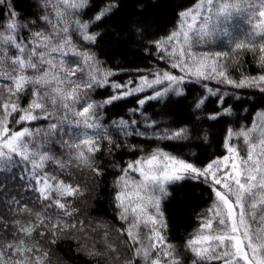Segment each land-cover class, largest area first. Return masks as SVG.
<instances>
[{"label": "trees", "instance_id": "obj_1", "mask_svg": "<svg viewBox=\"0 0 264 264\" xmlns=\"http://www.w3.org/2000/svg\"><path fill=\"white\" fill-rule=\"evenodd\" d=\"M196 3L197 0H88V5L75 18L90 22L89 32L99 35L92 44L84 41L74 28H70L72 41L78 48L94 53L100 67L111 71L113 75L104 87L89 90L81 103L76 105L77 110L86 101L100 104L126 91L124 88H113L112 84L125 85L131 81L128 86L134 88L139 86L141 77L152 80L157 72L165 71L175 76H185L179 68L171 66L173 60L158 49L155 42L177 30L179 14ZM108 5L114 7L102 20L95 21V15ZM12 13L16 15L13 17ZM45 16L54 19L49 0H0V30L6 31L7 23L15 19L22 26L17 33L18 42L27 44L37 31L51 33L53 25L43 19ZM248 27L247 22H241L237 27L229 28V35L218 32L204 40L193 37L191 51L196 55L229 52L220 62L228 76L235 81L264 75V64L259 60L258 49L255 53L233 50L234 43L243 37ZM28 46L31 47V44ZM14 53L15 49H8L9 56ZM53 57L56 61L64 59L66 63L79 60L78 57H61L56 53H53ZM7 66L8 61L5 60L0 71H4ZM68 66L71 64L68 63ZM86 73L87 70L84 73L78 71L72 79L86 76ZM28 74H32L31 70ZM218 80L219 77L196 79L186 76L178 86L181 90L179 95L169 90L162 98L146 100L140 107L139 100L168 86L165 81L99 107V131L106 133L111 141L101 139V151L94 157L95 166L102 170L99 176L90 168L77 167L75 162L61 168L54 160H49L42 169H34L28 161L14 156L16 162L11 167L0 168V245L23 240L24 246L31 247L32 251L21 256L19 253L13 255V249H7L5 259L27 258L28 264H36L37 259L42 260L43 264H124L126 259L132 257V248L123 233L126 225L118 218L119 209L114 196L117 192L116 181L129 162L160 148L204 167L210 161L228 155L226 142L237 146L241 156L246 155L243 139L233 136L229 141L228 132L230 129L233 132L248 130L254 124L259 126L262 123L264 91L256 86L237 88ZM0 85L10 87L11 81L0 77ZM30 91L31 88L21 95V107L29 103ZM0 95L7 97L2 87ZM201 98H204V103L197 108L196 103ZM132 109L138 111L133 112ZM226 109H230V112H226ZM19 115L17 112L10 117L9 127L12 130L23 127L40 129V135L35 137L34 143L43 141L41 150L47 151L55 159L69 161L71 150L62 145L60 138H45L43 135L55 120L41 119L30 124H17L15 120ZM213 115L216 119H210ZM121 120L127 122V129L120 126ZM63 128L67 132L68 124L65 123ZM179 128L187 129L186 139L156 138L164 130ZM72 131L73 134L87 131L91 135L96 130ZM129 132L131 134H126ZM137 132L143 135H137ZM63 138L68 139V136ZM130 175L139 179L136 173ZM41 177L52 184L62 180L80 186L83 195L62 201L73 210L71 216L65 215L52 200L41 197L36 183ZM168 191L170 194L161 201L167 223L164 235L180 254L181 264H192L196 257L188 251L187 241L199 228L200 217L214 202L212 186L202 179H185L168 185ZM52 196L58 198L55 192ZM57 221L64 226V230L55 229L57 235L53 236L52 224ZM72 224L76 227H71ZM29 226L35 229L30 236L20 231L22 227ZM108 245L114 247L115 252L109 250ZM0 251L4 249L0 247ZM89 251L102 252L104 255L92 256ZM44 253H47L46 257ZM137 264L144 262L137 260ZM207 264L222 262L210 261Z\"/></svg>", "mask_w": 264, "mask_h": 264}, {"label": "snow or ice", "instance_id": "obj_2", "mask_svg": "<svg viewBox=\"0 0 264 264\" xmlns=\"http://www.w3.org/2000/svg\"><path fill=\"white\" fill-rule=\"evenodd\" d=\"M49 4L54 19H49L48 16L43 19L53 25L51 33L37 31L26 44L23 41L18 42L17 33L22 26L15 19L7 23L6 31L0 30V66L5 60L8 61L7 68L0 71V77L11 81L10 87L0 85L7 93L6 98L0 95V168L11 167L16 162V156L28 161L34 169H42L45 162L54 160L61 168L75 162L77 167L90 168L97 176L101 175L102 170L95 166L94 157L101 151V139L111 141L106 133L99 131L97 109L165 81L168 86L139 100L140 107H143L146 100L162 98L169 90L181 94L178 86L184 82L186 76L196 79L219 77L218 82L233 87L256 86L264 91V75L246 77L239 81L228 76L220 61L229 52H204L196 55L191 51L193 37L204 40L218 32L229 35L230 27L235 28L241 22H247L249 27L243 37L234 43L233 50L255 53L258 49L259 60L264 64V0H197L192 8L179 14L177 30L155 42L156 47L173 60L171 66L179 68L185 76H175L165 71L157 72L152 80L141 77L139 86L134 88L128 86L131 81L125 85L112 84L113 88H124L126 91L100 104L86 101L77 110L76 105L81 103L82 97L89 90L107 85L113 73L100 67L94 53L78 48L72 41L70 28H74L84 41L92 44L99 35L89 32L90 22L75 18L88 5V0H49ZM113 7L114 5H108L103 8L95 15L94 20H102ZM12 15L14 17L16 14ZM9 48L15 49L11 56L8 55ZM53 53L61 57L71 55L79 60L68 62L71 64L68 66L64 59L56 61ZM29 70L31 75L28 74ZM85 70L86 76L72 79L78 71L84 73ZM29 88V103L21 107L20 97ZM209 92L212 90L209 89ZM203 103L204 98H201L196 107H201ZM225 111L230 112V109ZM17 112L20 113L15 120L17 124H30L41 119L55 120V123L49 124L43 135L45 138L59 137L62 145L71 150L69 161L55 159L47 151L41 150L43 141L34 143L35 137L40 135V129L23 127L12 130L9 127L10 117ZM210 119H216V116L213 115ZM261 121L259 126L254 124L251 129L236 132L230 129L228 132L229 141L233 136L243 139L246 145L245 156H241L237 146L226 142L228 155L199 167L193 162L156 148L151 153L129 162L121 170L122 174L116 181L117 192L114 199L119 209L118 218L126 225L123 233L132 248V257L126 259L124 264H137V260H142L144 264H181L180 254L164 235L163 230H166L167 223L161 201L170 194L168 185L185 179L210 182L215 197L212 206L200 217L199 228L187 241L188 251L196 257L192 264H207L210 261H221L222 264H264V115L261 116ZM65 123L69 126L67 132L63 128ZM120 126L124 129L128 127L123 120L120 121ZM73 129L96 131L91 135L87 131L73 134ZM136 134L143 135L139 132ZM64 136H68V139H64ZM156 138L183 140L187 138V129L164 130ZM130 173H136L139 179ZM36 183L39 185L37 190L41 197L52 200L67 216H71L73 210L62 201H66L68 197L83 195L79 185L62 180L52 184L41 177ZM53 192L58 198H53ZM40 223L43 224V220ZM71 227L76 225L72 224ZM57 228L64 230L59 221L54 222L53 236L57 235ZM142 229L146 231L142 232ZM34 230L31 226L20 229L29 236ZM52 242L55 243V240ZM0 247L4 249L0 251V264H28L27 258L5 259L7 249H13V255L19 253L21 256L32 251L31 247L24 246L23 240L6 242ZM108 249L115 252L111 245H108ZM89 255L98 256L104 253L89 251ZM116 258L119 259V256ZM36 264L43 262L37 259Z\"/></svg>", "mask_w": 264, "mask_h": 264}]
</instances>
